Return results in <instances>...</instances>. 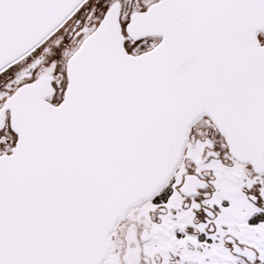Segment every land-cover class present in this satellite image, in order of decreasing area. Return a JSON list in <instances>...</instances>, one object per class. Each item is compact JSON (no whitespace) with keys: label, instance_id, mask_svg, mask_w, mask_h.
Wrapping results in <instances>:
<instances>
[{"label":"snow or ice","instance_id":"1","mask_svg":"<svg viewBox=\"0 0 264 264\" xmlns=\"http://www.w3.org/2000/svg\"><path fill=\"white\" fill-rule=\"evenodd\" d=\"M0 264H264V0H0Z\"/></svg>","mask_w":264,"mask_h":264}]
</instances>
